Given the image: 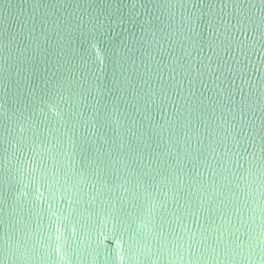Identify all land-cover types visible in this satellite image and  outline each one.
Returning a JSON list of instances; mask_svg holds the SVG:
<instances>
[{
    "label": "water",
    "instance_id": "obj_1",
    "mask_svg": "<svg viewBox=\"0 0 264 264\" xmlns=\"http://www.w3.org/2000/svg\"><path fill=\"white\" fill-rule=\"evenodd\" d=\"M0 264H264V0H0Z\"/></svg>",
    "mask_w": 264,
    "mask_h": 264
}]
</instances>
